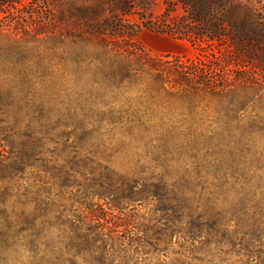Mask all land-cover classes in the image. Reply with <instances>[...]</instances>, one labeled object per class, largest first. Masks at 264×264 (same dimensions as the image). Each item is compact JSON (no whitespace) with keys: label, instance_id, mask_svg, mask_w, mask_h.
I'll list each match as a JSON object with an SVG mask.
<instances>
[{"label":"rangeland","instance_id":"374dc122","mask_svg":"<svg viewBox=\"0 0 264 264\" xmlns=\"http://www.w3.org/2000/svg\"><path fill=\"white\" fill-rule=\"evenodd\" d=\"M192 6L187 0H0L1 32L24 41L11 48V89H27L15 79L22 72L56 71L64 79L31 83L42 90L47 113L36 136L0 134V186H10L11 203L32 187L39 204L61 218L85 206L108 214L112 205L136 216L133 228L110 235L126 242L129 234H144V250L127 243L116 251V264H264V0H221L206 17L221 24L213 49L220 50V81L241 74L255 84L218 105L191 108L163 95L151 100L141 79L122 76L123 58L94 45L99 38L145 61L195 62L202 52L193 42L210 34ZM143 65L138 75L146 79ZM101 67L117 73L114 81L101 79ZM87 122L93 126L85 130ZM134 124L145 130L131 134ZM144 187L149 194L141 193ZM57 229L50 230L54 243ZM75 262L90 260L79 251Z\"/></svg>","mask_w":264,"mask_h":264},{"label":"trees","instance_id":"16d2710c","mask_svg":"<svg viewBox=\"0 0 264 264\" xmlns=\"http://www.w3.org/2000/svg\"><path fill=\"white\" fill-rule=\"evenodd\" d=\"M187 1L193 5L191 15L195 20L204 22L200 29L210 34L208 41H203L200 38L193 42L202 52L201 58L195 62H180L177 59L165 62L161 60L145 61L142 56H140L141 60L139 56L110 44L106 40H98L99 38H96L94 45L104 52H110L123 58L126 65L122 68L125 71L122 76L127 80L141 79V87L145 91H149L151 96L148 98L151 100L163 95L167 100L174 99L194 108L204 102L217 103L218 105L220 102L231 100L241 91L253 89L254 82L241 74L234 73L233 79L229 82L220 81L219 71L222 63L220 57H216L220 50L214 52L213 49L217 48L221 41L218 35L221 24L220 21L212 17L209 19L206 17L211 14L212 4L219 5L221 0ZM227 21H229V25H233L232 18H228ZM241 24L244 25L243 22ZM42 34V32H36V35ZM49 39L60 43L58 38ZM23 42L20 39H11V34L3 33L0 30V134L12 129L17 135L24 133V135H28L27 138H30L39 133L36 123L47 114L44 112L46 103L42 98L43 92L40 88L33 89L31 83L34 82L32 81L37 79L38 83L35 82L34 85H38L42 82V77L47 76L52 79L57 75L61 77H59L60 81H64V79H62L61 73L56 71L53 75L17 73L15 79L20 80L27 89H19L15 93L11 89V48L15 51ZM28 51H32L28 58L33 59L35 48ZM144 62L149 71L146 74V79H142L143 76L138 75L139 72H143ZM225 64L227 65L228 61ZM139 65L142 68H139ZM106 69V67H101L99 74L102 75L101 79L108 80L110 83L114 81L117 73L112 69ZM224 125V131L229 132L232 124L227 122ZM92 126L87 122L81 127L88 130ZM144 130L143 125L136 127L134 124L128 128V132L130 131L131 134L142 133ZM215 130L222 131L220 128L218 130L215 128ZM34 142L31 143V146L34 145ZM28 150H31L30 154L33 153L31 147ZM19 163L22 167L24 161L19 159ZM157 181L160 186H163L161 185L162 180L158 179ZM18 188L22 187H17V190ZM141 193L149 194L150 192H147L144 187ZM28 195H34L35 198L29 201ZM38 195V191L32 193V187L31 192L24 189L22 194L14 195V200L11 203L10 186H0V264H11V260L15 264H77L75 261L79 251L84 252V255L89 258L88 264H116L114 262L116 251L122 252L120 247H124L127 243L142 249L140 253L144 250L143 245L140 244L144 234H141L140 237L138 234H129L125 238L126 242H119L117 237L110 235L113 229L122 228L123 231H127L135 224L132 219L136 216L124 215L122 208L112 205L111 213L99 212V215L90 210L89 206H85L78 215L77 213L66 214L61 218L54 214L50 205L44 204L43 201L40 205L37 200L39 199ZM32 204L35 207L29 210V206ZM120 216L125 218L121 219ZM110 220L112 222H109ZM59 227H61L60 233L58 232L61 234L60 241L54 243L51 241L50 230L58 231ZM144 228L145 225H139V232L146 233L143 231ZM63 244L66 249H63ZM79 246L82 248L81 250H77Z\"/></svg>","mask_w":264,"mask_h":264}]
</instances>
